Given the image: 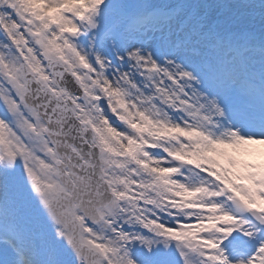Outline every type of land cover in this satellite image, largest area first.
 <instances>
[{
	"label": "snow or ice",
	"instance_id": "obj_1",
	"mask_svg": "<svg viewBox=\"0 0 264 264\" xmlns=\"http://www.w3.org/2000/svg\"><path fill=\"white\" fill-rule=\"evenodd\" d=\"M0 264H264V0H0Z\"/></svg>",
	"mask_w": 264,
	"mask_h": 264
}]
</instances>
